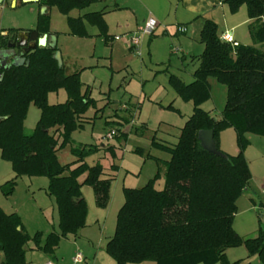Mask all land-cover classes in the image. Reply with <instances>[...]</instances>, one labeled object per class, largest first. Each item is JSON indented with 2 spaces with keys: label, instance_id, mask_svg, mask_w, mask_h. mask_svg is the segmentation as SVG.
Instances as JSON below:
<instances>
[{
  "label": "trees",
  "instance_id": "obj_1",
  "mask_svg": "<svg viewBox=\"0 0 264 264\" xmlns=\"http://www.w3.org/2000/svg\"><path fill=\"white\" fill-rule=\"evenodd\" d=\"M97 0H37L39 6H55L66 16L68 34L90 36L86 23L108 39L102 10L70 16L73 9H83ZM231 13L244 5L249 18L248 31L254 44L229 42L218 33L217 24L205 18L199 31L203 50L193 80L182 81L169 74L168 81L193 110L180 128L177 141L166 144L155 140L153 147L169 154L163 162L164 185L155 187L156 173L139 188L124 187V201L116 215L113 235L104 250L116 264H250L248 259L228 260L225 250L243 245L248 256L256 255L264 264V227L257 234L242 237L233 227L236 201L247 187L251 172L244 151L249 145L248 133L264 137V0H221ZM10 31L16 30L9 28ZM35 41L49 32V14L40 13L36 25L27 29ZM259 44V46L257 45ZM58 49L37 46L29 55L28 65L4 69L0 80V153L8 160L14 177L1 185L10 195L21 176L48 179L46 193L54 198L58 214L57 230L42 239L43 233L26 232L17 212H6L0 206V264H25L26 244L52 255L61 238L76 234L85 225L87 203L82 195L84 184L92 187L95 203L106 207L111 177L96 162L85 157L97 146L79 144L70 147L76 159L61 163L58 151L72 141V133L90 122L88 108L95 105L88 90H82L80 71L67 73L53 58ZM214 77L226 87V100L216 120L200 105L210 97L208 78ZM64 89V102L49 103L48 93ZM40 111L30 133L24 129L28 107ZM165 108L177 110L172 104ZM226 128L235 132L239 151L226 154L219 148V134ZM212 130L216 149L202 147L200 130ZM111 149V147H108ZM135 151L141 152L139 149ZM111 170L115 165H111Z\"/></svg>",
  "mask_w": 264,
  "mask_h": 264
},
{
  "label": "rangeland",
  "instance_id": "obj_2",
  "mask_svg": "<svg viewBox=\"0 0 264 264\" xmlns=\"http://www.w3.org/2000/svg\"><path fill=\"white\" fill-rule=\"evenodd\" d=\"M115 3L133 6L137 9L136 15L148 13L145 7L141 9L139 6L137 7L134 0H97L83 9L71 10L69 15L78 16L90 11L105 10L108 32L113 36H120V39H123L139 31L136 27L127 28L125 25L129 22L133 23L134 17L131 10L127 8L112 10ZM151 4H154L153 7L160 14H169L167 21L169 24L172 22L175 24L173 19L177 12L175 14L173 4L169 5L168 3L166 6L161 1ZM223 7L226 6L218 7L217 14L213 15L220 35L227 26V15L233 17L232 21L234 22H239L243 16L247 15L246 8L242 5L234 13L230 11L229 13L226 8V16L222 17ZM41 10L37 1L1 0L0 29L32 28L36 25L38 16L42 13ZM47 14H49L50 27L59 34L57 47L66 72L81 70L82 90H88L90 97L95 100V105L88 108L86 115L88 117L97 115L94 118H89L90 122H85L82 128L72 133V141L58 151V159L61 163H70L76 159V156L70 152L71 146L96 145L97 150L85 157V161L88 164L99 162L104 167L103 177L110 176L111 183L108 203L106 207L102 208L95 203L92 187L84 184L81 191L88 209L85 225L76 234H68L61 238L52 255L32 249L34 244L29 241L25 246L26 264H44L48 260L55 264V260L58 264H72L71 255L74 256L79 252L82 257L86 256L87 262L92 259L94 252H98L115 264V261L105 252L104 246L115 229L116 215L124 201L123 188H139L146 184L150 178H153L156 173H159V176L155 181V187H163V162L156 161L155 157L167 159L169 154L153 147L151 139L154 136L155 140L159 142L175 143L181 126L193 110L192 102L181 98L172 88L168 81L169 74L177 75L185 83L190 82L192 80L191 72L199 64L198 56L201 51H195L192 57L187 55L182 58V52L186 54V49L181 47L182 45L177 39H186L184 34L158 35L159 39L150 45L147 39L150 34L139 33L138 48L140 53H137L129 49V44L123 40L113 38L111 42L104 43V37L98 35L97 28L92 25H88L91 36L77 37L68 34L66 16L60 13L55 6L50 7ZM144 23L141 22V25ZM168 28L171 33L173 28ZM239 33L244 38L240 43L254 44L251 37L248 36L246 24H240ZM187 36L193 38L191 42L195 45L201 43L199 37L190 35V31ZM144 38L146 39L144 40ZM235 38L240 37L235 36ZM257 45L259 46V44ZM172 48H178L179 51L174 53L171 51ZM209 79L211 95L200 107L214 116L219 114L224 107L226 87L214 77ZM66 98V92L62 88L48 93L49 103L64 102ZM169 104H172L178 111L165 108ZM124 106L130 109L132 116L130 123L117 127L112 122H106L109 119H115L113 117L115 111L119 114H128L129 111H126ZM39 114V109L34 104H30L24 119L26 133H30L35 127ZM111 129L116 131V135L106 138L105 134ZM226 129L222 130L223 133L231 131L233 136L222 133V144L219 145V148L226 154H233L230 144L235 145V132L232 128ZM247 137H251L252 140V153L259 158L261 153L256 152V149L260 147L259 143H263L264 146V137L251 133H248ZM135 149H139L141 152L135 151ZM111 165H115L112 170ZM263 167L264 163L259 168L253 167V171L261 176L260 180L264 179ZM13 177L14 172L10 162L2 158L0 153V187ZM47 182L48 179L45 176H21L16 178V185L10 195H5L0 188V204L4 210L9 212L15 210L20 215L26 232L34 234L36 231H41L42 239L48 232L57 230L58 227V214L54 198L46 193ZM142 264L155 263L144 261Z\"/></svg>",
  "mask_w": 264,
  "mask_h": 264
},
{
  "label": "crops",
  "instance_id": "obj_3",
  "mask_svg": "<svg viewBox=\"0 0 264 264\" xmlns=\"http://www.w3.org/2000/svg\"><path fill=\"white\" fill-rule=\"evenodd\" d=\"M134 1L136 3L137 7L139 6L140 9L145 7L148 10V13H146V15H144V14L136 15L135 11H137V9H135L133 6H130L129 4L123 6L121 4L115 3L111 9L112 10H116V9L120 10L122 8H127V9L131 10L134 19H133V23L130 24V22H129L128 24L127 23L125 24L127 28L136 27V28H138V30H140L141 27L144 26V24L141 25V22H146L149 18L155 19L157 21V26L155 28H157L158 30L155 29L150 34V36L147 38L150 45L155 40H158L159 36L163 35V34H168V35L184 34L186 39H184V38L183 39H179V38L177 39L179 44L182 45L181 47L186 49V54L181 51L183 53L181 56L182 58H185V56H187V55L192 57L193 53L195 51L196 52L197 51L202 52L203 47H204L202 43L195 45V43L191 42V39H193V38H191V36H187L188 31H190V35H192V36L194 35L196 37H199V31H200L201 26L203 24V20L205 18H211L215 21V18L213 15L217 14L216 13L217 8L222 7V6H226L225 4H223L221 2V0H134ZM159 1H161L162 4H164L166 6L168 5V3H169V5L173 4V6H174L173 9L175 8L174 9L175 14L177 12V15H174V19H173V21H175L174 22L175 24H173V22H172V24H169L167 22L169 19V14H163V13L160 14L153 7L154 4H151V3H155V4L159 3ZM226 8H228V7L226 6V7H223V9H222V14H221L222 17L226 16L225 15L226 14ZM49 9L50 8L47 7L45 12L48 13ZM102 11L104 12V19L106 21V11L105 10H102ZM227 11L229 12L228 9H227ZM78 16H80V15H78ZM74 17H76V16H74ZM232 19H233V17H230V15H227V17H226L227 26H225V30L221 32V35L227 31L228 33H231L234 41L241 42V41H243L244 38L239 33V26H240V24H246L247 25V33H248V36H250L249 31H248L249 18L247 15L243 16L239 22H234V21H232ZM106 24H107V28H108L107 21H106ZM88 25H90V24L86 23V29L91 36L92 34L88 30ZM179 25H184L186 27V31L185 32H179L177 30V27ZM168 27L173 28V30L171 31V33H173V34H171L169 32ZM48 33L55 35L56 45H57L58 41H59V34L56 30H54L53 28L50 27V24H49V32ZM107 33L109 35V38L103 39L104 43L111 42L113 40V38L116 39L115 36H113L112 34H110L108 32V30H107ZM97 34H98V32H97ZM155 36H156V38L153 39V37H155ZM235 36H238L240 38L236 39ZM126 37H124V39H116V40H123L124 42L127 43V41L125 40ZM145 39L146 38H144V40ZM128 48L132 49L130 46H128ZM58 50H59V48H58ZM201 52H199V53H201ZM60 55H61V53H60ZM151 55H153V54H151ZM62 63H63V61H62ZM192 73L193 72H191V76H192ZM192 80H193V76H192ZM208 81L210 83L209 78H208ZM210 86H211V83H210ZM210 95H211V93H210ZM123 108L126 111H129V113L128 114H119L117 111H115L113 113V117H115V119H109L106 122H112V123L116 124L117 127L120 125L125 126L127 123H130L132 121L130 109L126 108L125 106ZM95 116H97V115L95 114ZM213 117L216 120H218L220 118V113L214 115ZM229 129L230 128H227L226 130H229ZM227 132L228 133H225V132L223 133V131L220 132V134H219V145L222 144V138H223L222 133L228 134V136H233L232 135L233 133H231V131H227ZM248 139H249V145L245 149L244 155H245V157L248 161V164H249V168H250V172H251V178L248 182L247 187L244 189L245 193L244 194L242 193L236 201L237 212L235 213L234 220H233L234 229L242 237L255 236L257 234L259 227L260 226L264 227V224L262 223V221L260 220V218L258 217V215L255 212V208H260L262 210V207H264V192H262V190H261V186L264 183V179L260 180L261 176H259L258 173L253 171L254 166H255V168H259V166L263 165V163H264V158H263L264 157V146H263V143H259L260 147H258V149H256L257 150L256 152H258L259 154L261 153V154H260V157L257 158L256 155L253 154L252 150H251V147H252L251 137L250 138L248 137ZM255 140H258V139H255ZM171 144H174V143H171ZM230 145H231V153H233L231 155H234V153L236 154V152L239 151V149L236 145V142H235V145H233V144H230ZM0 206H1V204H0ZM6 212H9V211H6ZM11 212H16V211L13 210ZM262 213H264V212H262ZM238 216H240V217L238 218ZM31 248L36 249L34 245ZM225 253H226V256L229 258V260H231V261H234L237 259H248L250 261V264H262L256 255L248 256L247 250L243 245L236 246V247H229L225 250ZM72 257H73V255H71V260H72ZM0 258H1L0 261H2L3 260V254L1 252H0ZM25 258H26V253H25ZM83 258L84 259L81 262H78L77 264H83V263L84 264H113L111 261H109V259H106L103 255L98 254V252H94L92 254V259L89 262L86 261V256H83ZM55 261H56V264H58L57 260H55ZM71 262H72V264H74L73 261H71ZM26 263H27V261H26ZM142 263H140V264H142Z\"/></svg>",
  "mask_w": 264,
  "mask_h": 264
},
{
  "label": "flooded vegetation",
  "instance_id": "obj_4",
  "mask_svg": "<svg viewBox=\"0 0 264 264\" xmlns=\"http://www.w3.org/2000/svg\"><path fill=\"white\" fill-rule=\"evenodd\" d=\"M37 41L31 38V34L27 29H0V80L3 77L4 69L12 66L28 65L29 55L37 48ZM44 47V46H40ZM24 58L18 65H14V61Z\"/></svg>",
  "mask_w": 264,
  "mask_h": 264
},
{
  "label": "built area",
  "instance_id": "obj_5",
  "mask_svg": "<svg viewBox=\"0 0 264 264\" xmlns=\"http://www.w3.org/2000/svg\"><path fill=\"white\" fill-rule=\"evenodd\" d=\"M157 26V21L153 18H149L145 23L144 26L137 32L132 33L131 35H129L128 37L125 38V40L127 41V43L129 44V46L132 48V50L136 51L137 53H140L138 45L140 42V37H139V33L141 34H151L155 27ZM177 30L179 32H185L186 31V27L184 25H179L177 27ZM222 39L225 41H229V42H234L231 33L225 32L221 35ZM116 39H120V36H115ZM124 39V38H123ZM172 52L177 53L179 51L178 48H172L171 49ZM114 135H116V131L114 129L109 130L106 134L105 137L106 138H111ZM261 190L262 192H264V183L261 186ZM261 210V209H260ZM262 212H264V207H262ZM83 260L82 254L76 253L73 257H72V261L73 263H78L81 262ZM44 264H55L53 261L48 260L46 261Z\"/></svg>",
  "mask_w": 264,
  "mask_h": 264
},
{
  "label": "water",
  "instance_id": "obj_6",
  "mask_svg": "<svg viewBox=\"0 0 264 264\" xmlns=\"http://www.w3.org/2000/svg\"><path fill=\"white\" fill-rule=\"evenodd\" d=\"M1 1V0H0ZM23 1H37V0H23ZM42 8V13L45 12L47 9L46 6H41ZM37 45L38 46H48L51 48H55L56 45V37L54 34L50 33H44L41 37L37 39ZM53 58L57 61L58 65L60 66L62 64V59L60 56V51L57 49L55 53L53 54ZM24 58H20L19 61H14V65L20 64L21 61H23ZM198 138L200 140V143L203 148L206 150L212 152V153H217L219 154L220 152L216 149L214 139H213V132L212 130H200L198 132ZM255 212L264 224V213L261 212L260 208H255Z\"/></svg>",
  "mask_w": 264,
  "mask_h": 264
}]
</instances>
